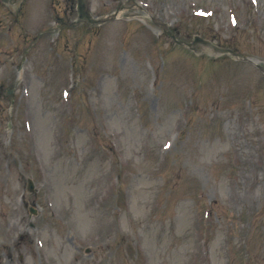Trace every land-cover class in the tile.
Wrapping results in <instances>:
<instances>
[{"label":"rangeland","instance_id":"rangeland-1","mask_svg":"<svg viewBox=\"0 0 264 264\" xmlns=\"http://www.w3.org/2000/svg\"><path fill=\"white\" fill-rule=\"evenodd\" d=\"M10 3L0 264H264V0Z\"/></svg>","mask_w":264,"mask_h":264},{"label":"water","instance_id":"water-1","mask_svg":"<svg viewBox=\"0 0 264 264\" xmlns=\"http://www.w3.org/2000/svg\"><path fill=\"white\" fill-rule=\"evenodd\" d=\"M77 11H78V16L80 20H88L89 22H91L92 24H97L98 22L96 20L91 19V15L86 11V7H85V0H77ZM198 44L202 45L203 47H208L210 49H212L214 52L216 53H230V51L228 50H223L220 49L216 46H214L212 43L204 41L198 37L195 38L194 43H192V45H189L188 47H190L191 49H194ZM29 190L30 192L33 191V185L31 184V182H29Z\"/></svg>","mask_w":264,"mask_h":264},{"label":"bare ground","instance_id":"bare-ground-1","mask_svg":"<svg viewBox=\"0 0 264 264\" xmlns=\"http://www.w3.org/2000/svg\"><path fill=\"white\" fill-rule=\"evenodd\" d=\"M204 49V51H206V52H211V50H209L208 48H203ZM206 49V50H205ZM216 55H218V54H216Z\"/></svg>","mask_w":264,"mask_h":264}]
</instances>
